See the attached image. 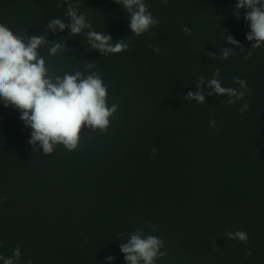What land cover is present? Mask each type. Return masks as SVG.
<instances>
[{
	"label": "water",
	"instance_id": "1",
	"mask_svg": "<svg viewBox=\"0 0 264 264\" xmlns=\"http://www.w3.org/2000/svg\"><path fill=\"white\" fill-rule=\"evenodd\" d=\"M144 3L159 23L137 36L116 0H0V24L63 43L38 49L53 81L96 73L105 106H116L106 130L82 126L75 149L45 154L26 143L19 112L0 105V255L19 246L21 264H126L119 245L139 234L163 240L154 264H264V44L245 39L236 0ZM69 5L89 26L48 31L54 17L71 22ZM89 31L128 49L102 54ZM233 77L251 90L242 100L209 85L243 91ZM198 83L202 103L185 98ZM237 229L247 242L227 237Z\"/></svg>",
	"mask_w": 264,
	"mask_h": 264
},
{
	"label": "clouds",
	"instance_id": "2",
	"mask_svg": "<svg viewBox=\"0 0 264 264\" xmlns=\"http://www.w3.org/2000/svg\"><path fill=\"white\" fill-rule=\"evenodd\" d=\"M123 3L124 7L131 13L128 27L137 36L148 32L150 26L159 23L158 18H154L144 0H116ZM168 0H161V4H167ZM57 7H61L58 3ZM135 6L136 10L133 11ZM237 9H245L243 19L249 29L245 32V39L254 41L253 47H260L264 44V0H236ZM67 16L71 22L66 24L60 18H52L46 28L52 33L70 29L71 34H78L89 25L85 22L83 14L77 15V10L73 5L67 8ZM239 18V13H237ZM187 34L189 29L183 27ZM150 36L156 35L149 32ZM44 35L21 36L11 31L5 24H0V105L5 108L11 107L19 112V120L22 122V129H30L26 138V143L38 144L45 154L53 152L57 143H62L68 150L77 147L79 134L82 126L100 128L106 130L109 125L108 117L115 111L116 106L107 108L105 106L106 89L102 85L101 78L92 73L82 76L80 72L75 74L65 73L63 77L57 76L55 81L48 75L45 67V60L39 55L38 49L41 45L49 44V54H55L63 47L62 42L49 41ZM88 43L92 48L99 50L102 54L118 53L128 49V45L122 41L114 45L111 34H103L95 31L87 33ZM227 40L233 44H239L231 34ZM153 50L159 53L160 49L156 45H150ZM229 51L225 49L223 58H227ZM252 56L249 53L244 58ZM233 80L239 83L243 91L233 87H221V83L213 78L209 85L216 94H227L235 96L237 100H242L246 92L250 94L246 81L238 77ZM209 92L208 95H212ZM186 99H195L202 103L205 99L200 91V84H197V91L189 90ZM229 103H234L230 100ZM249 105L245 102L239 107L238 112L243 113ZM215 128L214 122H210ZM217 131L219 129L217 128ZM153 155L157 149H151ZM3 197H0V201ZM230 239L247 242L248 234L242 230L226 231ZM213 246L215 239H211ZM163 245V240L149 235L141 238L139 234H133L127 243L119 245L120 252L124 254L126 264H139L143 260L144 264H154V257L164 255L158 253V249ZM252 255L251 251H246L245 256ZM107 261H112L113 256L105 257ZM2 264H21V251L17 246L12 250L10 257L0 255ZM24 264H33L28 259Z\"/></svg>",
	"mask_w": 264,
	"mask_h": 264
}]
</instances>
